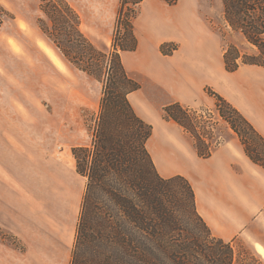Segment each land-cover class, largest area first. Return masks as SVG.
<instances>
[{
    "label": "rangeland",
    "instance_id": "374dc122",
    "mask_svg": "<svg viewBox=\"0 0 264 264\" xmlns=\"http://www.w3.org/2000/svg\"><path fill=\"white\" fill-rule=\"evenodd\" d=\"M67 1L80 16L84 36L98 50L109 51L119 0ZM187 3H143L133 19L134 35L137 46L140 40L139 55L153 59L144 67L138 55L121 54L131 77L144 84L145 96L152 90L159 93L142 109L150 120L157 112L162 116L160 102L166 95L158 83L149 81L145 70L163 71L184 63L200 86H215L220 53L227 44L251 52L224 25L220 0H194L195 10L186 12L185 18ZM150 6L159 10L153 23ZM0 7L10 16L0 26V264H69L86 184L77 173L72 149L92 148L106 76L95 79L64 60L40 29L47 20L38 0H0ZM168 9L182 23L166 25L161 17ZM162 45L167 51L179 49L173 62L158 60ZM207 84L206 94L207 88L213 90ZM170 95L188 98V92L177 86L170 88ZM194 109L200 116L199 131L207 133L211 143L221 142L226 122L218 116L215 101L212 107ZM176 131L179 137L174 142L183 155L188 154L194 140ZM158 140L156 135L151 143ZM258 150L264 153L262 147ZM257 231L254 239L264 244V229L259 226ZM254 239L236 240V264H264V251L258 246L260 254L254 250Z\"/></svg>",
    "mask_w": 264,
    "mask_h": 264
},
{
    "label": "trees",
    "instance_id": "16d2710c",
    "mask_svg": "<svg viewBox=\"0 0 264 264\" xmlns=\"http://www.w3.org/2000/svg\"><path fill=\"white\" fill-rule=\"evenodd\" d=\"M38 1L47 20L40 29L64 60L95 79L106 76L92 148L72 149L77 173L86 184L69 264H236L237 239L225 242L212 235L197 213L189 181L181 175L163 178L157 172L146 148L152 126L128 101L140 85L125 70L121 54L137 47L133 19L143 0H120L107 52L84 36L80 16L67 0ZM220 1L224 25L251 50L227 44L222 55L225 70L264 68V0ZM5 16L0 7V26ZM160 51L170 55L174 49L162 45ZM206 92L246 156L264 170V153L258 150L264 149V138L223 97L209 88ZM197 112L173 102L162 108V117L190 135L199 158H208L219 142L211 143L208 134L199 131Z\"/></svg>",
    "mask_w": 264,
    "mask_h": 264
},
{
    "label": "crops",
    "instance_id": "0c3cea01",
    "mask_svg": "<svg viewBox=\"0 0 264 264\" xmlns=\"http://www.w3.org/2000/svg\"><path fill=\"white\" fill-rule=\"evenodd\" d=\"M147 1L155 0H143L138 8ZM188 1L182 11L185 18L188 16L186 12L195 10L192 3L194 0ZM150 10V22L153 23L158 19L156 14L159 10L154 6H150ZM170 14L171 10L168 9L161 17L166 25L182 23L183 19H174ZM140 48L139 40L136 50L131 53L138 55L145 67L153 56L139 55ZM178 51L179 49L175 50L172 55H163L157 51V58L162 62H173V57ZM222 55L223 51L220 53V65L215 74V86L210 83H203L200 86L197 77L185 67L184 63L163 71L152 67L149 71L145 70L146 76L150 78L149 81L154 85L158 83L166 95L163 102H160V111L162 112L164 106L173 102L191 108L214 106L213 98L204 91L207 84L236 108L264 138V68L240 66L235 72L229 73L224 68ZM122 62L125 67L123 57ZM125 70L127 71L126 67ZM139 83L140 88L128 95V101L136 115L152 126V136L147 141L146 148L159 175L163 178L181 175L189 181L195 193L197 213L212 235L225 242L244 236L254 239L256 232L258 235L257 228L260 226L264 229V170L246 156L238 136L227 123H224L226 126L224 139L218 143L208 158H199L193 144L191 151L183 155L182 147L174 142L179 137L176 128L189 137L190 135L175 122L164 120L158 112L153 120L145 117L142 109H146L152 101L157 100L159 93L157 90H152L151 94L145 96L144 84L141 81ZM174 86L188 92V98L182 99L170 95V88ZM156 135L159 137L158 143L155 141L151 143ZM252 245L256 252L260 250L257 246L264 251L262 239H254Z\"/></svg>",
    "mask_w": 264,
    "mask_h": 264
}]
</instances>
